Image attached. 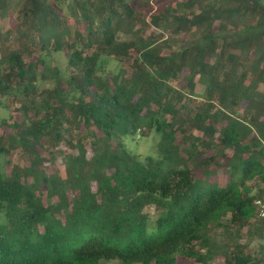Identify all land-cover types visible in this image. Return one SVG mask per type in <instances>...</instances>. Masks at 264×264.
<instances>
[{"label":"trees","instance_id":"16d2710c","mask_svg":"<svg viewBox=\"0 0 264 264\" xmlns=\"http://www.w3.org/2000/svg\"><path fill=\"white\" fill-rule=\"evenodd\" d=\"M10 11L0 154L29 159L0 163V264H263L264 0H0ZM138 131L157 156L129 149ZM257 217L258 258L238 238Z\"/></svg>","mask_w":264,"mask_h":264},{"label":"rangeland","instance_id":"374dc122","mask_svg":"<svg viewBox=\"0 0 264 264\" xmlns=\"http://www.w3.org/2000/svg\"><path fill=\"white\" fill-rule=\"evenodd\" d=\"M154 0H147V2H153ZM167 2H170L172 4H176L179 0H166ZM137 5V4H136ZM138 7V5H137ZM17 14L15 12H8L7 15H0V30L3 32H6L7 30H14L17 26ZM14 36L11 37V39L7 42V45L10 47H15L14 45ZM186 39V37H185ZM184 39V40H185ZM183 40V41H184ZM49 61L55 64H57L62 69H65L67 64V58L64 54L61 53H55L54 55L48 57ZM118 67V63L115 60H110V62L107 64V68L110 70H114ZM186 74V72H185ZM176 86H180V83H176ZM204 91L203 87L201 85L197 86V92L202 93ZM196 102H192V105H195ZM12 108V107H11ZM10 110L3 108L0 106V134L6 133L7 131H10L9 127H5L2 124L3 119L9 117ZM179 135V140H180ZM159 141V136L153 131L148 133L146 136L142 135L141 132H137L135 137L133 139H130L128 142V147L130 150L137 152L141 155V157H146L149 155L157 156L159 154L157 143ZM11 153L8 155L0 154V163L2 165H5L8 170H10L12 165L15 164H23L26 163L29 159L28 155L22 151H20L18 148L10 150ZM231 153V152H230ZM212 154V152L210 153ZM213 171L212 180L218 181L221 184H225L228 180L227 177V171L224 168L212 166L211 167ZM149 213L151 214V217H155V209L154 207H151L148 209ZM260 218L257 217L253 219L250 222V225L243 229L240 234L238 235L239 243L243 244L245 248H247V251L252 252L254 255L260 257L257 254L256 244L260 241L259 235H257L255 232H258V225L260 223ZM4 218L0 214V222H2ZM215 238L219 240H224L225 235L219 230H216ZM237 238V241H238ZM255 248V249H254ZM106 264H116L115 262H109ZM178 264H228L225 261V258L220 255L215 257L213 260L208 261L206 263H199L194 260H187L182 257H178ZM264 264V262H263Z\"/></svg>","mask_w":264,"mask_h":264},{"label":"built area","instance_id":"2783aa9c","mask_svg":"<svg viewBox=\"0 0 264 264\" xmlns=\"http://www.w3.org/2000/svg\"><path fill=\"white\" fill-rule=\"evenodd\" d=\"M256 205L258 207V216L264 218V202L262 200H257Z\"/></svg>","mask_w":264,"mask_h":264}]
</instances>
